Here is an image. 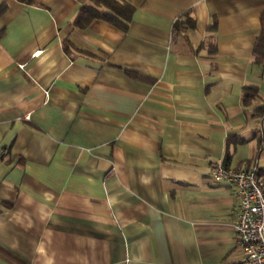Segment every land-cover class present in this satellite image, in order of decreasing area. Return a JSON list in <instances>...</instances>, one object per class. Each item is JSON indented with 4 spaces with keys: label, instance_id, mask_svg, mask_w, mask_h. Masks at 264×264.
Listing matches in <instances>:
<instances>
[{
    "label": "crops",
    "instance_id": "crops-1",
    "mask_svg": "<svg viewBox=\"0 0 264 264\" xmlns=\"http://www.w3.org/2000/svg\"><path fill=\"white\" fill-rule=\"evenodd\" d=\"M125 1L121 29L74 24L89 0H0V264H240L208 171L264 173V0Z\"/></svg>",
    "mask_w": 264,
    "mask_h": 264
},
{
    "label": "built area",
    "instance_id": "built-area-1",
    "mask_svg": "<svg viewBox=\"0 0 264 264\" xmlns=\"http://www.w3.org/2000/svg\"><path fill=\"white\" fill-rule=\"evenodd\" d=\"M213 181L230 185L237 197L234 223L236 242L241 247L240 264H264V173L257 164L227 166L214 161L208 171Z\"/></svg>",
    "mask_w": 264,
    "mask_h": 264
},
{
    "label": "trees",
    "instance_id": "trees-1",
    "mask_svg": "<svg viewBox=\"0 0 264 264\" xmlns=\"http://www.w3.org/2000/svg\"><path fill=\"white\" fill-rule=\"evenodd\" d=\"M4 9V4L0 5V13ZM134 7L126 2L125 0H89V2L82 3L78 8L73 22L74 24L84 27L93 18H102L115 26L126 29L127 23L130 19L131 13ZM259 25L260 30L255 37V40L251 49V61L255 64L264 65V8L259 14ZM178 26V21L174 20L172 23V30ZM3 33V27H0V36ZM67 40L63 41L65 48ZM133 72V71H132ZM135 73V72H133ZM140 76L139 74H135ZM242 100L244 103H257L260 102L261 98L258 92V87L255 84L246 83L241 88ZM253 109L257 114H264V103L256 104ZM264 133V129H262ZM243 138H239L235 135H228L225 138V152L226 157L229 156V144L232 142L242 141ZM259 170V169H258Z\"/></svg>",
    "mask_w": 264,
    "mask_h": 264
}]
</instances>
